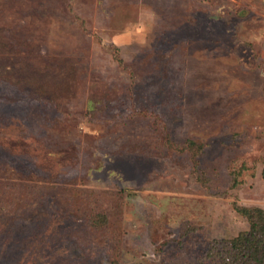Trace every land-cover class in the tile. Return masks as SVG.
<instances>
[{"label": "rangeland", "instance_id": "rangeland-1", "mask_svg": "<svg viewBox=\"0 0 264 264\" xmlns=\"http://www.w3.org/2000/svg\"><path fill=\"white\" fill-rule=\"evenodd\" d=\"M263 88L264 0H0V264H219Z\"/></svg>", "mask_w": 264, "mask_h": 264}, {"label": "trees", "instance_id": "trees-1", "mask_svg": "<svg viewBox=\"0 0 264 264\" xmlns=\"http://www.w3.org/2000/svg\"><path fill=\"white\" fill-rule=\"evenodd\" d=\"M198 177L204 181L202 176ZM233 207L248 219L250 226L248 230L240 232L224 243L226 245L224 250L228 254L221 257L219 264H264V209L236 203ZM221 243L217 241L213 243V252L220 251Z\"/></svg>", "mask_w": 264, "mask_h": 264}]
</instances>
